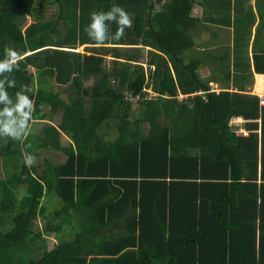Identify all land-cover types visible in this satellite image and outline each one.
Masks as SVG:
<instances>
[{
    "label": "trees",
    "instance_id": "obj_1",
    "mask_svg": "<svg viewBox=\"0 0 264 264\" xmlns=\"http://www.w3.org/2000/svg\"><path fill=\"white\" fill-rule=\"evenodd\" d=\"M51 1L55 17L25 24L35 0H0V57L7 48L21 57L9 95L26 86L32 120L44 123L20 141L0 139L9 163L0 179V264H264V104L248 89L254 72L264 75V0ZM113 4L132 20L124 37L89 40L90 14ZM209 26L216 32L191 54L195 32ZM230 28L232 45L218 56L214 38ZM204 56L210 67L229 65L235 90H211L199 72ZM263 88L257 75L255 90ZM236 116L247 135L229 124ZM112 120L117 135L103 142ZM45 148L66 159L44 158L39 172L23 165L25 152ZM54 194L57 223L44 230L73 229L48 247L33 227Z\"/></svg>",
    "mask_w": 264,
    "mask_h": 264
},
{
    "label": "clouds",
    "instance_id": "obj_2",
    "mask_svg": "<svg viewBox=\"0 0 264 264\" xmlns=\"http://www.w3.org/2000/svg\"><path fill=\"white\" fill-rule=\"evenodd\" d=\"M131 24L129 14L119 5L113 4L106 11L91 13L83 31L89 40L103 44L123 38L125 29ZM112 25L115 26L114 31L110 30ZM20 58L17 51L11 48L5 49L0 57V139H24L29 132V122L33 119L34 101L28 94L30 90L22 86L20 91L11 96L8 92V89L16 86L12 73ZM35 162L34 155L27 152L23 154L24 166H32Z\"/></svg>",
    "mask_w": 264,
    "mask_h": 264
},
{
    "label": "rangeland",
    "instance_id": "obj_3",
    "mask_svg": "<svg viewBox=\"0 0 264 264\" xmlns=\"http://www.w3.org/2000/svg\"><path fill=\"white\" fill-rule=\"evenodd\" d=\"M264 5V2H263ZM199 7L201 8V6H199L198 4H194L193 10L192 11V15H200L201 13V8L200 12H199ZM58 6L55 2H52L51 0H35L33 8H32V12L29 15L24 16V21L25 24H29L31 21H36V20H46V19H50V17L52 16H56L58 14ZM203 11V10H202ZM210 27V28H209ZM207 28H205V30L203 31V33H201V31L199 32H195L197 35L195 36V41H196V45L195 47L191 50V54H195V55H201V52H203L202 47H201V42H204V39H207L209 36V32L208 30H212L214 32H216L215 28H213L212 26H209ZM56 29H61V26H57ZM222 34V33H219ZM224 36L225 39H227L229 37V33H225L224 32ZM215 40H219V38H214ZM221 41V40H220ZM207 43V40H206ZM214 44H221V42H217V41H213ZM258 46H264V33L262 34V37L260 39V42L258 43ZM207 48V47H206ZM205 49V47H204ZM76 51H80L83 52L84 51V45H80L77 46V48H75ZM216 52L218 53V51L216 50ZM107 58H110V56H107ZM204 62V61H203ZM34 75H36L34 73ZM85 84H89L92 79L88 78L85 79ZM36 84L35 80L33 79V83L32 86H34ZM253 85V84H252ZM256 85V81L254 83V86ZM148 96L152 95L151 90H149ZM262 96V95H261ZM69 98L71 97V95L68 96ZM64 98L67 99V97ZM46 112V110H44ZM42 120H31L29 123V133L33 132L34 134H38L39 132H41V128L44 126V123L41 122ZM46 121H50V120H46ZM51 121H53L54 123H56L57 119L53 117L51 118ZM117 122L115 120H112V127L107 129V126L105 128V130H103L100 133V137L102 138L101 140L103 142H109L111 140H113L116 135H117ZM239 126H242V123L239 124ZM236 127L238 126H232L233 129H236ZM243 127H244V123H243ZM107 129V130H106ZM31 134V133H30ZM67 143V142H66ZM65 143V144H66ZM35 154L34 156L36 157V162L33 164L36 166L38 172L40 170L43 169V164H42V159H47L49 162L51 163H59L62 162L64 159H66V154L61 151V150H56V149H37L34 151ZM23 158V155L21 156ZM17 159V158H16ZM15 159V160H16ZM9 163L4 162L3 158L0 156V179L5 177V172L6 169L8 167ZM30 167V166H29ZM31 171V170H30ZM25 187L24 186H19L16 188V193H23L24 192ZM43 205L45 207V211L42 213L41 216H37L36 219L34 220V227L33 229L39 230L41 231V236L44 238L46 244L48 245V247H51L53 243H56L60 240L63 239H68L71 237V231L73 228H69L66 232H56L54 230H50L47 228L44 230V227L46 226H51L55 223H57V219L53 216V211L55 209H57L59 206H61V200L54 194L53 196H46L43 198ZM74 232V231H73ZM40 247L42 245H39Z\"/></svg>",
    "mask_w": 264,
    "mask_h": 264
},
{
    "label": "crops",
    "instance_id": "obj_4",
    "mask_svg": "<svg viewBox=\"0 0 264 264\" xmlns=\"http://www.w3.org/2000/svg\"><path fill=\"white\" fill-rule=\"evenodd\" d=\"M200 9L201 8L199 7V12H200ZM192 11H194V10H192ZM201 11H202V9H201ZM220 28H221L220 31L223 30V27H220ZM223 31H225V30H223ZM220 38H221L220 39L221 41L220 40H217V41L221 42V44L215 45V49L218 51V53L215 52L217 55L219 53L225 52V49L227 47H229V46L232 45V38L233 37H232L231 28H230V31H229V37L227 39H225V36L220 37ZM204 58H205L203 60L204 62L201 65V67L199 69V72H200V75H201L202 78H204L206 80H211L209 82L210 87H211V90H218V89L219 90L220 89H228V90L229 89L230 90L231 89L232 90L234 89L235 90V88H234L235 86L233 85V83L231 81L232 79H226V76H225V74L228 73V67L227 66H229V65H225L226 62H221L220 60H217V62L215 63L216 65L210 67V65H213V61L214 60L212 61L211 59H208L209 57H205V56H204ZM217 59H219V58L217 57ZM229 70H230V67H229ZM257 75H262L263 76V79H264V75L263 74L254 72V82H253V85L250 88H248V89L250 90V93L257 94L259 97L262 98L263 95H264V88H263V91L261 93H259L258 91L255 90V86H254V83L256 81ZM84 83H85V81H84ZM246 87H248V86H246ZM64 95H65V97H67V99L64 98ZM69 95H72V90L70 92H68V91H61L60 92V97L62 99H64L65 101L68 100V98H69L68 96ZM179 98H180V96H179ZM244 122H245V120L241 116L233 117V119L231 121V127L234 126V125L235 126H238V127H236V129H233L232 128L238 134L241 131H244V129H243V123ZM241 123H242V126H239V124H241ZM243 134L244 135H247L245 131H244ZM66 142L67 143H70L71 140H70V138H69L68 135H65L63 133L62 136H61V138H60V143H61V145H66L67 144Z\"/></svg>",
    "mask_w": 264,
    "mask_h": 264
},
{
    "label": "bare ground",
    "instance_id": "obj_5",
    "mask_svg": "<svg viewBox=\"0 0 264 264\" xmlns=\"http://www.w3.org/2000/svg\"><path fill=\"white\" fill-rule=\"evenodd\" d=\"M260 104H264V100L260 97ZM233 119V118H232ZM232 119L229 121L230 125H231V121ZM244 129V128H243ZM245 131V130H244ZM244 131H241L240 133H244ZM246 132V131H245ZM247 133V132H246Z\"/></svg>",
    "mask_w": 264,
    "mask_h": 264
}]
</instances>
